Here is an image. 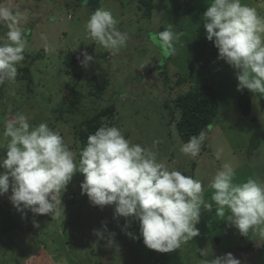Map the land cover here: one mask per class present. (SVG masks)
Returning <instances> with one entry per match:
<instances>
[{"label":"rangeland","instance_id":"1","mask_svg":"<svg viewBox=\"0 0 264 264\" xmlns=\"http://www.w3.org/2000/svg\"><path fill=\"white\" fill-rule=\"evenodd\" d=\"M73 2L9 0L10 6L22 14L18 26L22 30L33 26L26 50L34 54L44 50L47 57L41 65L32 68L35 77L32 84L15 80L0 86V133L7 119L22 112L30 124L47 122L59 132L78 161V149L73 142L75 125L89 116L91 106L98 110L116 102L119 129L125 138L151 149L169 171L178 170L200 180L205 186L204 199L213 207L208 211L201 206L200 221L196 225L199 236L173 252L161 253L144 245L138 221L114 218V205L101 209L93 206L87 195H81L83 174H75L66 190L59 194L62 204L58 216L17 211L9 199L10 189L0 196V264H202L227 253H232L242 264H263L264 236L251 232L248 236L241 235L227 221L230 215L227 210L224 217L217 216L216 205L211 200L213 190L208 187L224 163H231L235 168L234 183L246 182L248 178L264 182V97L259 98L257 108L250 93L251 114L243 116L237 108L241 92L237 91L236 70L221 59L201 69L194 59V44L206 33L203 14L212 0H155L149 21L139 12L137 0H103L100 8L110 11L118 22V30L129 36L126 46L115 55L87 37L84 24L92 13ZM241 2L264 17V0ZM137 18V22L133 21ZM169 26L179 34L173 55L166 54L149 38L150 33ZM0 29V36L8 31L5 23H0ZM91 46L95 51L90 55L95 63L87 69L79 63L69 77L56 74L61 72L62 60L58 58L61 51L75 52ZM97 51L109 53L110 59L102 61L95 55ZM165 63L170 77L176 72L184 76L186 82L180 88L173 77L170 85H164L161 71ZM77 76L82 78L77 83L85 96L91 91L87 86L91 78L96 81L109 78L114 91L110 87L111 95L106 94L92 103L86 101L70 119L71 124H64L56 119L54 108L63 97L60 98L61 88L67 83L73 84ZM194 85L214 89L220 111L214 123L204 130L207 135L199 154L192 157L180 152L184 143L179 140L175 123L170 122L172 113L165 106L175 95L185 94ZM6 143L0 137V155H6ZM96 230L103 232L105 239H99ZM128 232L136 238H130ZM109 239L114 240L112 247H107ZM249 245L253 250L244 251Z\"/></svg>","mask_w":264,"mask_h":264},{"label":"clouds","instance_id":"2","mask_svg":"<svg viewBox=\"0 0 264 264\" xmlns=\"http://www.w3.org/2000/svg\"><path fill=\"white\" fill-rule=\"evenodd\" d=\"M22 14L14 10L9 0H0V23L8 31L0 36V86L14 83L17 65L24 61L27 38L18 26ZM117 20L103 8L92 13L84 24L87 37L117 54L126 46L129 36L117 28ZM206 38L218 49V58L236 70L237 91L252 94L253 104L259 108L264 97V17L241 0H212L203 14ZM168 55L175 53L174 43L179 34L169 26L149 34ZM87 69L95 58L86 50L78 57ZM206 131L193 135L180 147L185 156L195 157L206 139ZM0 137L7 141L6 155H0V196L9 193L17 211H31L36 215L58 216L62 201L59 194L77 173L83 174L81 195H87L93 206L103 209L114 205V218H133L139 222L144 245L161 253L173 252L199 236L196 225L200 221L201 206L211 211L213 205L204 199L205 186L198 179L181 171H169L158 162L151 149L133 144L115 126H101L89 134L87 144L76 154L65 145L59 132L47 122L32 125L28 116L18 112L6 120ZM159 141H154V144ZM220 158V151L217 152ZM236 170L224 163L211 183V200L216 215L225 216L241 235L264 236V182L248 178L234 183ZM104 229L107 230L106 225ZM101 240L103 232L96 230ZM136 238L132 233H126ZM113 235L114 234H110ZM114 240L107 241L112 247ZM203 253V252H202ZM202 264H242L227 253L203 261Z\"/></svg>","mask_w":264,"mask_h":264},{"label":"trees","instance_id":"3","mask_svg":"<svg viewBox=\"0 0 264 264\" xmlns=\"http://www.w3.org/2000/svg\"><path fill=\"white\" fill-rule=\"evenodd\" d=\"M102 1L103 0H75L73 3L77 6H85L91 11V13H94L101 7ZM137 2L139 4V12L142 13L143 18L149 21L153 10L155 9V0H137ZM133 21L137 22L138 18L136 20L133 19ZM32 29L33 26L25 27L23 29L28 44L31 40ZM83 50H88L89 54H94L95 51L93 46L80 48L79 51L75 52L71 51V49L61 51L60 56L58 55V58L62 60V64L59 66V69L61 67V72L58 73L56 71V74L69 77L71 75V70L80 63L78 57H80V53ZM23 54L25 59L17 65L18 75L16 80H25L29 84H32L35 80V77L32 74V68H35L37 65H41L40 63H43V61L46 60L47 55L44 50L35 54L25 50ZM95 55L104 62L110 59L109 53L97 51ZM193 55L196 64L201 69L209 68L219 59L218 49L215 48L214 43L207 40L206 33L194 44ZM163 68L161 76L164 78L165 86L170 85V82L174 79L178 88L186 82L184 76L178 72L172 75L174 78L172 79V77L169 76L168 64L166 65L165 63ZM37 80H39L38 77ZM80 80H82L81 76H77L75 80L76 82L71 80L70 82L73 81V84L67 83L63 86V88H61L60 98L62 95L63 97L54 108L53 114L56 119L63 121L64 124H71L70 119L78 114L77 112L80 110V106L86 101L91 103L94 100L99 101L101 98H104L106 94L111 95L114 91V88L110 85L109 78L103 77L99 81L91 78L90 81L87 82V86L91 88V91H89L88 95L85 96L81 92L79 84L77 83ZM110 87L113 89L111 93L109 92ZM178 93L179 92H175V94ZM175 96V99H172L165 107H168L172 113L170 122L175 123L176 131L180 138L179 140L183 143H187L191 136L198 135L202 130L204 131L214 123L219 115V103L214 89L201 85H194L185 94L180 93ZM141 102L143 103L144 100L142 99ZM237 108L243 116L251 114L252 102L251 95L248 90L245 89L240 93L237 101ZM10 113L11 112L9 111L7 115H10ZM12 113L15 114L16 111H12ZM118 117V106L116 102L98 110L91 106L89 116L82 119L80 123L74 127L73 142L74 147L78 149V157L82 148L87 144L89 134H94L101 126L110 127L114 125L119 128L121 124L118 121ZM193 166L196 168V165ZM252 248L253 246L249 245L243 250L250 251L253 250Z\"/></svg>","mask_w":264,"mask_h":264}]
</instances>
